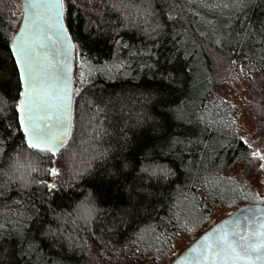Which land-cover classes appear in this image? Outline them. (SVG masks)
Masks as SVG:
<instances>
[{
    "label": "trees",
    "instance_id": "obj_1",
    "mask_svg": "<svg viewBox=\"0 0 264 264\" xmlns=\"http://www.w3.org/2000/svg\"><path fill=\"white\" fill-rule=\"evenodd\" d=\"M216 3L65 0L78 74L72 136L52 158L19 130V11L0 0V264L157 261L211 209L257 202L243 179L259 158L215 85L253 76L264 159V0L240 13Z\"/></svg>",
    "mask_w": 264,
    "mask_h": 264
},
{
    "label": "snow or ice",
    "instance_id": "obj_2",
    "mask_svg": "<svg viewBox=\"0 0 264 264\" xmlns=\"http://www.w3.org/2000/svg\"><path fill=\"white\" fill-rule=\"evenodd\" d=\"M200 2L207 4L208 0ZM243 3L245 0H218L215 6L227 8ZM64 4L65 0H36L32 5L34 8L55 9L54 23L52 17H41L44 26H37L38 31L31 42L21 36L10 49L22 86L18 93L22 99L16 108L19 130L23 132L28 149L52 158L67 148L73 128L70 55L64 57L62 65L53 64L44 51L48 48L47 42L56 43L45 30L53 27L64 51L69 54L72 51L73 45L62 19ZM81 66L91 69L83 58ZM88 74L90 71L81 72V78ZM173 142H179L178 138ZM47 171L53 176L59 175L55 168ZM48 187L55 186L49 184ZM3 228L4 225L0 224V230ZM188 255L193 256L196 264H256L257 261L264 264V209L242 210L230 217L206 235Z\"/></svg>",
    "mask_w": 264,
    "mask_h": 264
},
{
    "label": "rangeland",
    "instance_id": "obj_3",
    "mask_svg": "<svg viewBox=\"0 0 264 264\" xmlns=\"http://www.w3.org/2000/svg\"><path fill=\"white\" fill-rule=\"evenodd\" d=\"M218 2V0H214ZM18 11H19V19H20V8H19V0H16ZM190 2H195L200 9L206 11L207 4L200 2V0H190ZM245 4V3H243ZM242 5H237L232 7L231 5L227 8H223L224 11L242 12ZM222 23V22H221ZM222 26V24H220ZM78 74V65L77 61H75V77ZM252 82L253 76L249 73H246L242 76L236 77L232 80L225 81L223 83H217L215 85V92L222 99L229 102L232 107V117L233 121H235V133L238 137L246 142L252 141L257 144L259 147V151L261 152V156H257L259 158V168L260 172L254 181H251L249 178V174L245 176L243 179L245 182L254 186L258 192L257 202L264 204V159L262 157L263 154V142H262V131L261 127L258 123L257 117L254 113V96L252 90ZM76 86V83H75ZM249 144V143H248ZM251 151L253 152V147L249 144ZM256 156V153L254 152ZM242 165L232 167L229 171L230 175L239 176L242 173ZM246 203L239 202L236 205H222L217 206L207 214L199 224L190 223L189 227L184 231H179L178 234L172 240L171 249L164 252L162 256H160L159 260L151 261L149 258H144L137 260L135 262L131 261L127 264H169L178 254H180L191 242H193L203 231L212 226L214 223L218 222L220 219L224 218L231 212H233L236 208L245 205Z\"/></svg>",
    "mask_w": 264,
    "mask_h": 264
},
{
    "label": "water",
    "instance_id": "obj_4",
    "mask_svg": "<svg viewBox=\"0 0 264 264\" xmlns=\"http://www.w3.org/2000/svg\"><path fill=\"white\" fill-rule=\"evenodd\" d=\"M36 2V0H19V8H20V19L19 22L11 36L10 39V49L14 46L15 42L18 38L23 36L27 42H31L32 37H34L38 31L37 26L40 25L43 27V20L48 19L49 17L53 18L54 23V15H55V9H52L51 11L44 9V8H34L32 5ZM62 19L63 24L66 30V34L73 45L71 53H66L64 51V48L60 45L59 41L57 40V37L55 35V28L51 29H45L48 33V35L52 36V41H56L55 44L52 42L48 43V48L45 49L48 53L49 60L52 61L53 64H63L64 63V57L66 55H70V59L68 60V64L71 68L70 72V79L71 84L70 87L73 90L72 95V102H74V93H75V44L73 40L71 39L68 29L66 27L65 21H64V5H63V12H62ZM14 58V57H13ZM18 71V70H17ZM22 90V86L20 91ZM21 97H19L18 100V106L20 103ZM17 106V107H18ZM72 113H73V104H72ZM19 121V120H18ZM23 133V132H22ZM253 147V152L256 153V156H261V152L259 151V147L257 144L253 143L252 141L248 142ZM248 209H264L263 203H249L242 205L238 208H236L233 212L225 216L224 218L220 219L218 222L214 223L212 226L207 228L205 231H203L193 242H191L180 254H178L169 264H196V261L194 260L193 256L188 255L190 253V250L197 246L203 238L208 235L209 233L213 232V230L223 223L224 221L228 220L230 217L236 216L241 213L242 210H248ZM187 257V259L185 258ZM256 264H260V262H256Z\"/></svg>",
    "mask_w": 264,
    "mask_h": 264
}]
</instances>
